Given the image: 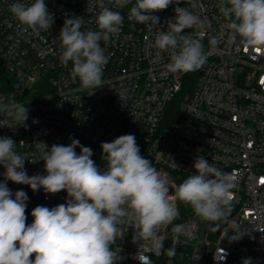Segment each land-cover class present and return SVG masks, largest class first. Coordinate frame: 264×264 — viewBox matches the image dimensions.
<instances>
[{
	"label": "built area",
	"instance_id": "2783aa9c",
	"mask_svg": "<svg viewBox=\"0 0 264 264\" xmlns=\"http://www.w3.org/2000/svg\"><path fill=\"white\" fill-rule=\"evenodd\" d=\"M14 2L0 0V102L15 98L28 109V120L24 126L7 118L10 127L0 126V137L11 138L17 153L29 159L24 164L27 174L46 175L44 161L39 160L46 145L67 146L71 137L93 150L96 142L133 134L140 154L169 179V194L174 196L181 178L195 174V160L203 156L231 174L236 185L232 211L215 223L195 215L176 218L172 224L187 225L193 237H180L181 244L176 245L180 254L172 264H242L248 258L251 264H264V50L245 48L230 39L219 0H180L154 12L159 24L151 26L128 20L134 0L123 9L105 0L106 6L121 12L124 22L118 37L106 46L109 59L97 89H84L79 80L73 81L71 62L65 67L59 59L64 20L82 17V30H96L97 0H45L53 24L39 35L22 31L9 11ZM175 7L199 15L208 56L195 85L186 91L184 74L168 72V53L153 46L155 36L167 30L165 21L176 16ZM195 31L186 29L183 34ZM212 37L217 38L216 45L210 44ZM122 87L129 92L120 101L116 90ZM75 151L79 154L80 148ZM4 171L0 165V182L13 193H27V224L32 223L36 206L51 208L68 198L64 190L33 192L27 185L5 180ZM174 204L179 212L181 201ZM203 222L207 226L201 234ZM136 232L134 223L127 225L124 237L114 245L113 249H121L117 264H139L140 255L149 264H168L167 255L158 254L153 243L136 237ZM161 234L167 249L173 243L171 225Z\"/></svg>",
	"mask_w": 264,
	"mask_h": 264
},
{
	"label": "clouds",
	"instance_id": "9594fccd",
	"mask_svg": "<svg viewBox=\"0 0 264 264\" xmlns=\"http://www.w3.org/2000/svg\"><path fill=\"white\" fill-rule=\"evenodd\" d=\"M97 2L100 11L95 20L96 30H82V17L72 16L64 20L59 32L62 49L59 59L65 67L71 62L70 77L79 80L84 89L102 86L104 66L109 59L106 46L118 37L124 22L120 11L106 6L105 0ZM132 2L108 0L115 9H123ZM173 3L179 4L180 0H134L128 20L149 26L159 24V17L153 13ZM218 7L228 22L233 42L264 50V0H219ZM9 11L26 33L39 35L53 24L45 0L30 4L16 0L9 5ZM174 11L176 16L165 21L167 30L155 36L153 46L168 53V72H195L208 59L202 43L204 33L199 31L201 19L186 7H175ZM186 29L197 31L184 35ZM209 42L216 45L218 40L212 37ZM128 92L126 87L116 90L118 99H127ZM0 116L4 117L0 126L10 127L7 118L15 121V125L26 126L28 109L13 98L9 103L0 102ZM70 139L67 146L46 145L39 159L44 161L46 175L29 176L24 168L29 159L17 153L11 138L0 137V165L5 170V180L27 185L33 192L43 189L45 193L56 194L64 190L68 195L66 202L57 206H36L31 212L32 223L27 224V193L23 190L13 193L5 182H0V264H117L121 249L118 246L113 249V245L124 237L126 226L132 223L136 237L150 240L157 253L166 254L168 264H172L180 237H193L187 225L172 224L179 216L175 200L190 205L201 221H223L232 211L236 185L231 174L203 156L195 160V174L188 175L176 186L174 196H170L169 179L140 154L133 134L102 142L104 170L92 159L90 147ZM77 147L79 154L75 151ZM170 225L173 243L164 249L166 237L161 233ZM137 258L139 264H149L147 257ZM242 264H251V258L244 259Z\"/></svg>",
	"mask_w": 264,
	"mask_h": 264
},
{
	"label": "trees",
	"instance_id": "16d2710c",
	"mask_svg": "<svg viewBox=\"0 0 264 264\" xmlns=\"http://www.w3.org/2000/svg\"><path fill=\"white\" fill-rule=\"evenodd\" d=\"M201 72V69L195 71V72H189V73H183L184 74V90H190L193 88V86L195 85V82L199 76ZM101 142H96L94 144L93 147V160L95 161L96 165L98 166V168H100L101 170H104L106 168V162L103 161L102 156H103V151L101 148ZM186 179L185 177L181 178V181L183 182V180ZM194 212L193 209L191 208L190 205H186L185 203H181L180 207H179V216L177 217V220H182L184 218L187 217H191L194 216ZM172 245H170L169 247H171ZM114 247V245H113ZM176 256L178 254H180L179 250H178V246H176ZM172 258V260H176L177 257Z\"/></svg>",
	"mask_w": 264,
	"mask_h": 264
},
{
	"label": "rangeland",
	"instance_id": "374dc122",
	"mask_svg": "<svg viewBox=\"0 0 264 264\" xmlns=\"http://www.w3.org/2000/svg\"><path fill=\"white\" fill-rule=\"evenodd\" d=\"M181 203H184V202L181 201ZM206 226H207V224L205 222H203L201 224V234H204V230H205Z\"/></svg>",
	"mask_w": 264,
	"mask_h": 264
}]
</instances>
